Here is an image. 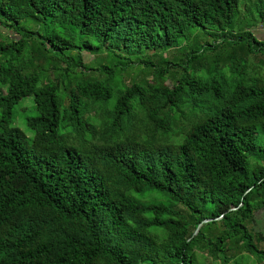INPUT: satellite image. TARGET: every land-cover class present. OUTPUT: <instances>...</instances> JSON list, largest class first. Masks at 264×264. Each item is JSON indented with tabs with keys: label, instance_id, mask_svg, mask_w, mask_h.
Masks as SVG:
<instances>
[{
	"label": "trees",
	"instance_id": "trees-1",
	"mask_svg": "<svg viewBox=\"0 0 264 264\" xmlns=\"http://www.w3.org/2000/svg\"><path fill=\"white\" fill-rule=\"evenodd\" d=\"M240 1L0 0V28L16 37L0 42V264H227L241 249L264 260L245 226L264 210V76L252 67L231 85L196 75L204 52L244 40L233 32ZM253 17L264 28V11ZM25 18L50 19L54 29L39 39L67 51V90L23 74L19 56L34 36ZM190 27L221 40L190 54L181 76L166 62L142 83L113 86L98 78L115 67L82 62V52L96 61L112 45L122 57L167 49ZM75 32L84 39L74 48ZM245 34L247 54H264V40ZM29 96L24 132L13 107ZM156 195L187 208L190 225Z\"/></svg>",
	"mask_w": 264,
	"mask_h": 264
},
{
	"label": "rangeland",
	"instance_id": "rangeland-1",
	"mask_svg": "<svg viewBox=\"0 0 264 264\" xmlns=\"http://www.w3.org/2000/svg\"><path fill=\"white\" fill-rule=\"evenodd\" d=\"M243 0L240 1L239 10L236 13V20L234 24L233 32L244 33V40L238 43H231L229 41L220 42L221 38L218 36L206 35L200 28L190 27L188 30L187 37L178 45L171 46L167 49H154L148 47H142L137 51H128L125 57L115 56V53L122 52V49H118L119 47L116 45H112L109 47L110 54L104 55L103 57L97 58L95 60V56L82 52V62L84 64L88 63L87 71L93 70L94 68H98L100 66L107 65L109 67H115V71L113 73L104 72L100 74L98 78L103 84L110 83L113 86H121L123 83L127 81H136L139 83L144 82L147 75L151 73L153 67L163 66L166 62H170L172 66L175 67L174 70L179 73V76L183 73L179 68L183 65V63L187 60L188 56L201 48L204 45L213 46L218 43L214 48V50L206 51L199 57L200 61V69L196 71V75L201 76L202 78H207L210 75H216L217 78L224 76L227 81L233 85L240 76L246 77L251 73V68L257 70L264 76V54L262 53H250L247 54L248 48H254L251 41L247 38L245 32L249 29L252 31L255 29L256 37L259 41L264 40L262 35L264 34L263 26L258 21L254 15H256L259 11H264V0L261 3H253L247 4L249 7L251 5V12L254 15L250 14V11H246L244 5L242 3ZM253 2V1H252ZM50 19L46 18L45 20H34L32 18H25L21 21L20 26L28 31L32 32L34 36L29 39L25 45L24 50L19 56V62L23 67V74L31 75L36 74L39 77L38 85L43 83H51L59 84L61 91L63 88L67 90L69 88L68 78L64 75V64L61 62V56L66 57V50L59 51L56 50L55 47H49L45 44H42L39 37L46 36L53 29V25L49 24ZM263 31L262 33L260 32ZM76 31V30H75ZM73 45L72 47L78 46L79 42L84 39L78 34L73 33ZM10 39H16L15 35L6 32L4 29L0 28V42L6 44ZM71 47V48H72ZM208 48V47H207ZM211 48V47H209ZM237 48V49H235ZM242 48V49H239ZM235 52L233 53V50ZM264 49V44L263 48ZM114 51V52H113ZM229 56V61L227 67L230 69L227 70V67L219 68L216 70L214 68L215 59L220 58V62L226 59ZM5 59V55L0 53V63ZM94 61V62H92ZM197 61V62H199ZM219 61V60H218ZM90 62V63H89ZM219 62V63H220ZM173 68V67H172ZM193 62L189 65V70H192ZM212 71V72H210ZM218 72V73H217ZM57 79V80H56ZM171 79L167 80V84L171 85ZM13 112H15V118L13 120L12 125L17 127L18 129L27 132L26 127L24 126V118L33 115V104L31 96L20 100L14 107ZM30 134L26 133L28 137ZM264 145V140L262 142ZM264 164V162H262ZM129 195L136 198H141V195L138 191L134 189L130 190ZM142 199V198H141ZM155 200L159 199L166 202L173 209H179L180 213L183 214L189 222L191 223V216L187 208H185L181 203L169 202L161 196L156 195L154 197ZM264 210H259L254 212V217L256 218L260 212ZM252 219V220H253ZM196 226V225H195ZM245 226L247 230L251 232L253 242L258 249H264L263 242H259L253 231H258L261 234H264V225H261L256 219L251 222H245ZM223 229L217 228V231L220 232ZM253 230V231H252ZM194 231V230H193ZM192 231V232H193ZM231 250L234 246L242 247L241 243L238 241H232L229 243ZM242 251H235L232 255H230V260L227 264H264V260L256 259L252 255H248ZM204 264H211L209 258L203 259Z\"/></svg>",
	"mask_w": 264,
	"mask_h": 264
},
{
	"label": "crops",
	"instance_id": "crops-1",
	"mask_svg": "<svg viewBox=\"0 0 264 264\" xmlns=\"http://www.w3.org/2000/svg\"><path fill=\"white\" fill-rule=\"evenodd\" d=\"M255 31H257V30H253V33L256 35V32ZM260 32L262 33L263 31H261L260 30ZM260 35H262L263 37H264V34H260ZM262 39H264V38H262ZM253 216H254V214H253ZM256 219V221H258L261 225H264V211H262V212H260V214H258L257 215V217L255 218L254 217V219L252 220V221H254ZM255 232H258V231H255ZM262 237L264 238V234H262ZM260 250V249H259Z\"/></svg>",
	"mask_w": 264,
	"mask_h": 264
},
{
	"label": "water",
	"instance_id": "water-1",
	"mask_svg": "<svg viewBox=\"0 0 264 264\" xmlns=\"http://www.w3.org/2000/svg\"><path fill=\"white\" fill-rule=\"evenodd\" d=\"M231 209H234V207H232ZM220 217V216H219ZM218 217V218H219ZM214 219H217V218H214ZM211 220V218H205V219H202L200 222H198L194 228V231L192 232V235L196 234V232L198 231L199 227L201 226V224L207 222Z\"/></svg>",
	"mask_w": 264,
	"mask_h": 264
},
{
	"label": "built area",
	"instance_id": "built-area-1",
	"mask_svg": "<svg viewBox=\"0 0 264 264\" xmlns=\"http://www.w3.org/2000/svg\"><path fill=\"white\" fill-rule=\"evenodd\" d=\"M263 30H264V28H263Z\"/></svg>",
	"mask_w": 264,
	"mask_h": 264
}]
</instances>
